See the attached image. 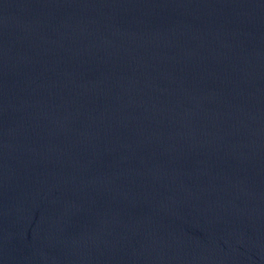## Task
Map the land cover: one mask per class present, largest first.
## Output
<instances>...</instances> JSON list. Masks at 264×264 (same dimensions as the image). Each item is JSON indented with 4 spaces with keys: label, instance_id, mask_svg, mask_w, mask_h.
<instances>
[{
    "label": "water",
    "instance_id": "obj_1",
    "mask_svg": "<svg viewBox=\"0 0 264 264\" xmlns=\"http://www.w3.org/2000/svg\"><path fill=\"white\" fill-rule=\"evenodd\" d=\"M0 264H264V0H0Z\"/></svg>",
    "mask_w": 264,
    "mask_h": 264
}]
</instances>
